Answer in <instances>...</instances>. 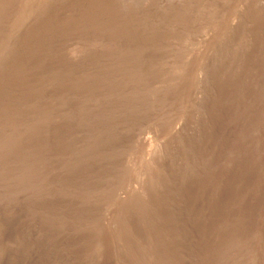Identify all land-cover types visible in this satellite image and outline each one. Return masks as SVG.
Instances as JSON below:
<instances>
[{
  "label": "rangeland",
  "instance_id": "obj_1",
  "mask_svg": "<svg viewBox=\"0 0 264 264\" xmlns=\"http://www.w3.org/2000/svg\"><path fill=\"white\" fill-rule=\"evenodd\" d=\"M25 2L10 0L7 3L11 9L8 8L7 14L20 12L22 6L31 18L19 41L15 39L16 57L12 52L2 58L10 69L3 83L8 88L17 89L13 95L20 102L26 101V107L33 104L35 98L37 103L41 100L52 104L55 101L52 105L60 112L49 129L47 127L44 134L41 133L42 136L33 137L29 149L16 152L18 159L23 161L20 167L23 171L30 169L24 158L27 161L38 158L45 178H41L33 191H18L11 205L0 203V264H218L224 252L226 262L219 264H264V151L258 147L264 139V12L261 15L255 13L258 11L256 3L264 5V0H29L32 10L25 9ZM31 24L42 26L33 38L28 31L34 26ZM130 34L132 40L126 36ZM10 35L13 33H6L4 38L9 40ZM65 35L71 37L67 42ZM47 39H51L55 46L52 52L42 48ZM93 41L100 43L96 50H99V59L107 71L104 77L100 74L94 77L97 73L92 62L83 65L77 61L81 60L79 53L95 50ZM112 49L118 53L117 59L121 58L117 60L119 63L113 60ZM140 50L142 61L138 70L133 74L125 73L120 79L124 82L130 76L133 87L124 91L111 89L105 96L100 88H95L94 93L90 90L91 95L84 88L89 81L96 83L97 78L102 77L105 81L114 78L119 68L117 64L135 65L134 57ZM203 64H212L210 75H206L208 72ZM51 69L58 72V76L52 77L49 85L42 87L41 91H31L36 89L33 81L37 75ZM84 70L86 74L82 73ZM174 70L180 75L170 81L169 75ZM75 72L77 76H74ZM250 72L259 78L255 82L256 91L252 89L254 76ZM55 82L59 83L55 86ZM198 82L217 86L214 90L217 93L202 105V100L196 97L199 96ZM28 86H31L30 92H24ZM169 87L175 94L166 95ZM234 89H238L242 98L239 95L231 102ZM159 92L162 95L153 99L156 106L152 110L143 108L137 115L128 106H120L125 96L143 105L145 99ZM60 95L68 96L62 102ZM104 103L108 106L105 107ZM191 103H200V115L207 114L210 108L211 116L217 117L212 118L215 125L205 126V129L190 127L188 109ZM82 106H87L88 111L81 110ZM252 107L261 109L260 130L255 129L252 122ZM119 108H124V112ZM62 110L66 111L65 116L59 114ZM32 115L24 114L21 120L31 123ZM66 116L68 121L64 118ZM65 121L69 124L68 129ZM233 124L239 129L234 135L231 134ZM174 129H179L180 137H175ZM211 141H215V145L207 143ZM216 143L219 144L216 146ZM150 163L162 172L147 169ZM8 171L10 176L15 172L12 166ZM3 194H0L1 199H4ZM162 202L164 209L161 208Z\"/></svg>",
  "mask_w": 264,
  "mask_h": 264
},
{
  "label": "bare ground",
  "instance_id": "obj_2",
  "mask_svg": "<svg viewBox=\"0 0 264 264\" xmlns=\"http://www.w3.org/2000/svg\"><path fill=\"white\" fill-rule=\"evenodd\" d=\"M12 1H15V0H12ZM28 1L29 0H26V2H25V9H31L32 10V7L30 6V3H28ZM59 1V0H58ZM130 1V0H129ZM133 1H135V0H133ZM3 2H5V4H6V6H4L5 4L3 3ZM8 2H10V0H0V55H3L2 57L0 56V85H2V88H1V90H0V191H2V192H4V196H3V198L4 199H1V197H0V203L2 204H4L5 206L6 205H8V204H10L11 205V201L13 200V198H14V196H15V194L18 192V191H21V192H23V193H26V192H29V191H33V190H35V188L37 187V183L41 180V178L42 177H44L45 176V173L43 172V171H40V168H39V164L41 163L40 161H38L37 159H36V157H32L30 160H28L27 161V159H25L24 158V160H25V164L27 163V164H29L30 165V169L29 170H27V171H23V170H21L20 169V167H22V165H23V161H20L18 158L19 157H17V154H16V152H19V151H22V150H25V149H29V147H30V145H31V143H33V141H34V139H33V137L34 136H36V135H41V133H43L44 134V132L46 131V128L50 125V123H52V122H55L56 120H57V114H58V112H60V110H58L57 108H55V107H53V103L55 102H53L52 104L50 103H48V102H44V101H39L38 103H37V101H38V99H33V104H31V105H29L28 107H26V105L24 104L25 102L24 101H19L20 99H17L16 97V95H13L14 93H16V90L17 89H15V88H8V87H6V86H4V84H6V83H3V81H4V78H5V75L7 74V75H9L8 73H7V70L9 71L10 69H8V67L9 66H7V64H5L4 63V61L2 60V58H4L6 55H8V53H14V55H15V57H16V45L17 44H15V39H17V41H19L18 39H19V37L21 36V34L24 32V30L26 29V28H24V27H26L27 26V23L30 21V15H27V14H29V13H27L28 11H25L24 12V10H23V7L21 6V5H19V7H20V12H14V13H9V14H7V12L9 11L8 10V6L9 5H7V3ZM248 2V1H247ZM17 3V2H16ZM18 3H20L21 4V2H18ZM60 3V2H59ZM109 3V2H108ZM132 3H134V2H132ZM137 3V2H136ZM135 3V4H136ZM250 4L249 5H253V4H251V2H249ZM255 3V2H254ZM9 4V3H8ZM13 4H14V2H13ZM12 4V5H13ZM42 4V3H41ZM114 4V3H113ZM123 4V3H122ZM134 4V5H135ZM18 5V4H17ZM43 5V4H42ZM46 5V4H45ZM44 5V7L43 8H45L46 6ZM61 5V4H60ZM120 5V4H119ZM137 5V4H136ZM11 6V5H10ZM24 6V5H23ZM34 6V5H33ZM256 6H257V10L258 11H255V13H257V14H259V15H261L260 13L261 12H264V5H263V3H260V2H257L256 3ZM48 7V6H47ZM57 7V6H56ZM67 7H68V5H67ZM250 6H248L247 8H249ZM38 8H39V6H38ZM41 8V7H40ZM253 8H254V6H253ZM256 8V7H255ZM254 8V9H255ZM10 9V8H9ZM61 9V8H60ZM88 9V8H87ZM133 9V8H132ZM11 10V9H10ZM22 10H23V12H22ZM37 10V9H36ZM48 10V9H47ZM65 10V9H64ZM73 10V9H72ZM180 10V9H179ZM35 11V10H34ZM60 11V10H59ZM62 11V10H61ZM245 11V10H244ZM30 12V11H29ZM45 12V11H44ZM53 12V11H52ZM121 12V11H120ZM184 12V11H183ZM31 13H33V12H31ZM40 13V12H39ZM47 13V12H46ZM61 13V12H60ZM82 13V12H81ZM242 13H244V12H242ZM254 13V14H255ZM12 14V15H11ZM79 14H80V12H79ZM109 14V13H108ZM240 14V13H239ZM238 14V15H239ZM257 14L255 15V16H257ZM11 15V16H10ZM67 15V14H66ZM246 15V14H245ZM81 16V15H80ZM119 16V15H118ZM126 16V15H125ZM129 16V15H128ZM182 16V15H181ZM241 15H239V17H240ZM243 16H241V18H242ZM250 16H248V18H249ZM253 17L254 16H252L251 18V20H253ZM53 18V17H52ZM47 19V18H46ZM63 19V18H62ZM257 19V18H256ZM261 19V18H260ZM42 20V19H41ZM48 20V19H47ZM52 20V19H51ZM54 20V19H53ZM68 20V19H67ZM126 20V19H125ZM250 20V19H249ZM69 21V20H68ZM72 21V20H71ZM74 21V20H73ZM135 21V20H134ZM239 21V20H238ZM48 22V21H47ZM50 22V21H49ZM54 21H52V23H53ZM82 22V21H81ZM244 22V21H243ZM36 23V22H35ZM42 23V22H41ZM58 23V22H57ZM79 23V22H78ZM140 23V22H139ZM245 23V22H244ZM43 24V23H42ZM45 24V23H44ZM43 24V25H44ZM60 24V23H59ZM70 24V23H69ZM141 24V23H140ZM178 24H180V23H178ZM30 25V24H29ZM31 25H34V24H31ZM54 25V24H53ZM84 25V24H83ZM150 25V24H149ZM243 25V24H242ZM71 26V25H70ZM74 26V25H73ZM135 26V25H134ZM247 26V25H246ZM77 27V26H76ZM185 27V26H184ZM251 27V26H250ZM257 27V26H256ZM42 28V26L41 25H38V24H36V25H34V26H32L31 28H30V30H28L29 32H31V37L33 38V37H35L36 35H38L39 34V32H40V29ZM52 28H54V27H52ZM69 28H71V27H69ZM160 28V27H159ZM62 29H64L63 27H62ZM82 29V28H81ZM109 29V28H108ZM138 29V28H137ZM256 29V28H255ZM11 30V31H10ZM27 30V29H26ZM86 30V29H85ZM107 30V29H106ZM10 31V32H9ZM62 31V30H61ZM82 31V30H81ZM258 31V30H257ZM85 32V31H84ZM125 32V31H124ZM171 32V31H170ZM180 32V31H179ZM246 32V31H245ZM6 33H13V35H10L9 36V40L8 39H6V38H4L5 36V34ZM66 33V32H65ZM72 33H74V32H72ZM77 33H78V30H77ZM219 33V32H218ZM61 34H64V33H61ZM66 34H68V33H66ZM125 34H127V33H125ZM257 34V33H256ZM86 35V34H85ZM131 35L132 34H130L129 36L128 35H126L127 37H129L131 40H132V37H131ZM134 35V34H133ZM168 35V34H167ZM170 35V34H169ZM172 35V34H171ZM83 36V35H82ZM108 36V35H107ZM116 36V35H115ZM159 36V35H158ZM262 36V35H261ZM15 37H17V38H15ZM28 37V36H27ZM56 37V36H55ZM199 37V36H198ZM50 38V37H49ZM57 38H59V37H57ZM69 38H71V37H69V35H65V37H64V40H66L65 42H67L68 41V39ZM79 38V37H78ZM83 37H81V39H82ZM85 39H88V38H86V37H84ZM114 38V37H113ZM180 38V37H179ZM121 39V38H120ZM170 39V38H169ZM22 40V39H21ZM41 40V39H40ZM56 40V39H55ZM91 40V39H90ZM93 40V39H92ZM129 40V39H128ZM167 40V39H166ZM175 40V39H174ZM262 40V39H261ZM44 41V40H43ZM78 41H79V39H78ZM22 42H24V39H23V41ZM41 42V41H40ZM116 42V41H115ZM160 42V41H159ZM163 42H165V41H163ZM241 42V41H240ZM250 42V41H249ZM26 43V42H25ZM44 43V42H43ZM87 43V42H86ZM91 43V42H90ZM112 43V42H111ZM131 43V42H130ZM162 43V42H161ZM211 43V42H210ZM215 43V42H214ZM31 44H32V42H31ZM42 44V43H41ZM84 44V43H83ZM100 44V43H99ZM97 42H95V41H93L92 42V46H94V48H95V50L94 51H91V52H89L88 53V51H87V53H79V54H81L80 55V58L79 59H81V60H77V61H79V62H81V63H83V65H84V63H86L87 65L89 64V63H91L92 65H93V68H96V70H95V74L97 73V75H95L94 77H96V76H98L99 74H100V76H103L104 74H105V72H107V71H105V67H104V63H102V60H100L99 58L101 57L99 54V50H96V47H98V45H99ZM108 44V43H107ZM186 44H188V43H186ZM258 44V43H257ZM259 44H261L260 42H259ZM258 44V45H259ZM19 45V44H18ZM21 45H22V43H21ZM30 45V44H29ZM29 45H28V47H29ZM36 45V44H35ZM55 45H57V44H55ZM82 45V44H81ZM113 45V44H112ZM162 45V44H161ZM164 45H166L165 43H164ZM252 45H254V44H252ZM107 46V45H106ZM114 46V45H113ZM112 46V47H113ZM133 46V45H132ZM160 46V45H159ZM189 46V45H188ZM221 46V45H220ZM256 46V45H255ZM254 46V47H255ZM37 47V46H36ZM54 45L52 44V41H51V39H47V42H45V45H44V47H42V48H45L44 50H50L51 49V51L50 52H52V49H54ZM103 47V46H102ZM115 47V46H114ZM113 47V48H114ZM129 47H131L130 45H129ZM164 47V46H163ZM171 47V46H170ZM217 47V46H216ZM264 46H262V48H263ZM35 48V47H34ZM39 48V47H38ZM116 48V47H115ZM118 48H120V47H118ZM136 48H138L137 46H136ZM140 48V47H139ZM145 48V47H144ZM152 48V47H151ZM161 48V47H160ZM167 48V47H166ZM21 49V48H20ZM77 49V48H76ZM107 49H109V48H107ZM142 49V48H141ZM162 49V48H161ZM164 49V48H163ZM221 49V48H220ZM219 49V50H220ZM250 49V48H249ZM33 50V49H32ZM55 50V49H54ZM53 50V51H54ZM72 50H74V49H72ZM111 50V49H110ZM143 50V49H142ZM150 50V49H149ZM219 50H218V52H219ZM254 50V49H253ZM40 51H41V48L38 50V52H39V54H40ZM76 51V50H75ZM77 51H78V49H77ZM115 49H112V58H113V60H115L116 62H117V60L118 59H120L121 60V58H118L117 59V54L115 53ZM139 51V50H138ZM136 52V55H135V65H133L132 67H128L129 65H126V63L124 64V65H122V64H117V63H119L120 62V60H119V62H117L116 64H117V67H119L117 70H116V76L114 77V78H111V80H109V81H105V80H103L102 79V77L101 78H97L98 80H95L96 81V83H94V82H92V81H89V82H91L92 84H90L89 82H88V85H86L84 88L86 89V90H88L89 92V94H90V90L91 91H93V90H95V88H100V91L102 92V94L105 96L106 94H108V92H110L111 91V89H112V91H113V89H122L123 91L124 90H126V89H130L131 88V86H132V83H131V78H130V80H129V77H128V80L127 81H124L123 82V80L122 81H120V79L121 78H123V76H124V74L125 73H132L133 74V72H135V70H138V64H139V62L140 61H142V59H141V56H142V52H141V50H140V52ZM150 51H153V50H150ZM155 51V50H154ZM159 51V50H158ZM157 51V52H158ZM170 51V50H169ZM227 51V50H226ZM252 51V50H251ZM56 52H57V50H56ZM56 52H55V54H56ZM81 52V51H80ZM105 52H106V50H105ZM162 52H163V50H162ZM217 52V53H218ZM12 53V54H13ZM18 53V52H17ZM29 53V52H28ZM42 53V52H41ZM45 53V52H44ZM63 53H66V52H63ZM75 53V52H74ZM103 53V52H102ZM101 53V54H102ZM165 53V52H164ZM168 53V52H167ZM48 54V53H47ZM50 54V53H49ZM54 54V53H53ZM54 54V55H55ZM59 54H61V53H59ZM107 54V53H106ZM121 54H122V52H121ZM169 54V53H168ZM220 54V53H219ZM238 54V53H237ZM252 54V53H251ZM254 54V53H253ZM18 55V54H17ZM50 55H52V54H50ZM53 55V56H54ZM70 55V54H69ZM178 55V54H177ZM216 55V54H215ZM214 55V56H215ZM221 55V54H220ZM25 56V55H24ZM31 56V55H30ZM46 56V55H45ZM57 56H58V54H57ZM64 56H66V55H64ZM128 56V55H127ZM171 56H173V55H171ZM179 56V55H178ZM209 56V55H208ZM217 56V55H216ZM219 56V55H218ZM237 56H239V55H237ZM38 57V56H37ZM48 57V56H47ZM51 57V56H50ZM67 57V56H66ZM78 57V56H77ZM103 57V56H102ZM106 57H107V55H106ZM181 57V56H180ZM7 58V57H6ZM22 58V57H21ZM29 58V57H28ZM40 58V57H39ZM45 58V57H44ZM68 58V57H67ZM97 58H98V60H97ZM211 58V57H210ZM225 58V57H224ZM5 59V58H4ZM33 59V58H32ZM78 59V58H77ZM103 59H105V58H103ZM123 59V58H122ZM214 59H215V57H214ZM220 59V58H219ZM227 59V58H226ZM235 59V58H234ZM9 60V59H8ZM14 61H15V59H13ZM23 60H25V59H23ZM27 60V59H26ZM67 60V59H66ZM95 60H97V61H95ZM107 60V59H106ZM203 60H205V59H203ZM19 61V60H18ZM21 61H22V59H21ZM29 61V60H28ZM27 61V62H28ZM57 61V60H56ZM105 61V60H104ZM122 61H124V60H122ZM128 61V60H127ZM209 61V60H208ZM252 61V60H251ZM263 61V60H262ZM30 62V61H29ZM133 62V61H132ZM219 62H221V61H219ZM240 62V61H239ZM238 62V63H239ZM8 63V62H7ZM21 63V62H20ZM36 63V62H35ZM57 63H59V62H57ZM73 63V62H72ZM77 63V62H76ZM106 63V62H105ZM113 63H115V62H113ZM112 63V64H113ZM128 63V62H127ZM183 63V62H182ZM198 63V62H197ZM201 63V62H200ZM209 63V62H208ZM211 63V62H210ZM214 64H215V62H213ZM22 64V63H21ZM26 64V63H25ZM48 64V63H47ZM64 64V63H63ZM62 64V65H63ZM131 64V63H130ZM133 64V63H132ZM221 64V63H220ZM250 64V63H249ZM20 65V64H19ZM61 65V64H60ZM59 64H58V66H60ZM90 65V64H89ZM199 65V64H198ZM204 65V64H203ZM218 65V64H217ZM224 65V64H223ZM21 66H23V65H21ZM54 66H56V63L54 64ZM66 66H69L68 64L66 65ZM109 66H110V64H109ZM124 66H126L127 67V69H124ZM146 66H148L147 64H146ZM225 66V65H224ZM247 66V65H246ZM61 67H63V66H61ZM76 67V66H75ZM87 67V66H86ZM91 67V66H90ZM112 67V66H111ZM115 67V66H114ZM154 67H156V66H154ZM166 67V66H165ZM164 66H163V68H165ZM182 66L180 65V68H181ZM204 67H206L205 68V71L207 70V74L206 75H210V73H212V71H210L209 70V67H212V64H208V65H204ZM217 67V66H216ZM241 67V66H240ZM244 67V66H243ZM18 68V67H17ZM33 69H34V67H32ZM45 68V67H44ZM65 68V67H64ZM69 68V67H68ZM149 68V67H148ZM199 68L201 69V71H202V68H201V65L199 66ZM48 69V68H47ZM87 69V68H86ZM108 69V68H107ZM157 69V68H156ZM174 69H176V68H174ZM177 69H179V68H177ZM182 69V68H181ZM217 69V68H216ZM220 69V68H219ZM62 70H64L63 68H62ZM73 70H75V69H73ZM76 70H78V69H76ZM89 70V69H88ZM109 70V69H108ZM127 70H129V71H127ZM163 70V69H162ZM168 70V69H167ZM215 70V69H214ZM218 70V69H217ZM18 71V70H17ZM24 71V70H23ZM57 71H58V69H57ZM66 71V70H65ZM69 71V70H68ZM94 71V70H93ZM143 71V70H142ZM154 71V70H153ZM156 71V70H155ZM164 71V70H163ZM186 71V70H185ZM252 71H254V69L252 70ZM11 72V71H10ZM35 72V71H34ZM53 72V73H52ZM61 72V71H60ZM82 72V71H81ZM85 72V70L82 72V73H84ZM115 72V71H114ZM151 72V71H150ZM157 72V71H156ZM162 72V71H161ZM165 72V71H164ZM167 72H169V71H167ZM195 72V71H194ZM204 72V71H203ZM58 73V72H57ZM56 73V71L55 70H53V69H51V71L50 70H45L44 72H42V73H40L39 75H37V74H34L35 76L37 75L38 77H36V80H34L33 81V84H34V86L36 87V89H34V88H32L31 89V91L32 90H36V91H41V88L42 87H44V86H47V85H49V83H50V81H51V78L52 77H55L56 78V76H58V74ZM66 73V72H65ZM64 73V76L66 75ZM69 73H70V71H69ZM76 73L77 72H75V75L74 76H77L76 75ZM80 73V72H79ZM81 73V74H82ZM86 73H87V71H86ZM86 73H84V74H86ZM139 73V72H138ZM179 73V71L178 70H174V71H172L171 73H170V77L168 78L170 81L171 80H173L172 78H174L177 74ZM192 73V72H191ZM71 74V73H70ZM78 74V73H77ZM94 74V73H93ZM132 74H131V76H132ZM153 75L155 74V73H152ZM224 75H226L225 74V72L223 73ZM243 74V73H242ZM250 74L252 75V76H254V77H252L253 78V80H254V84H253V87H252V89H253V91H256L255 89H256V87H255V82H257L258 81V76L257 75H254V74H252L251 72H250ZM12 75V74H11ZM10 75V76H11ZM32 75V74H31ZM60 75H62V74H60ZM146 75H148V74H146ZM178 75H180V74H178ZM205 75V76H206ZM216 75V74H215ZM223 75V76H224ZM248 75V74H247ZM14 76V75H13ZM12 76V77H13ZM68 76V75H67ZM93 76V75H92ZM137 76V75H136ZM135 76V78H137ZM200 76H202V75H200ZM200 76H199V78H200ZM204 76V77H205ZM9 77V76H8ZM19 77V76H18ZM34 77V76H33ZM69 77H71V75L69 76ZM104 77V76H103ZM120 77V78H119ZM160 77V76H159ZM177 77V76H176ZM19 78H22V77H19ZM76 78V77H75ZM82 78V77H81ZM86 78H87V76H86ZM119 78V79H118ZM134 78V79H135ZM148 78V77H147ZM197 78H198V75H197ZM212 78V77H211ZM230 78H233V77H229V79ZM258 78V79H257ZM24 79V78H23ZM72 79H73V77H72ZM78 79V78H77ZM126 79H127V77H126ZM176 79V78H175ZM174 79V80H175ZM215 79V78H214ZM221 79H223L222 77H221ZM225 79V78H224ZM228 79V78H227ZM243 79V78H242ZM256 79H257V81H256ZM25 80V79H24ZM29 80H30V78H29ZM55 80V79H54ZM76 80V79H75ZM75 80H73V81H75ZM78 80H80V78L78 79ZM143 80V79H142ZM151 80H152V78H151ZM181 80V79H180ZM189 80V79H188ZM200 80H201V78H200ZM219 80V79H218ZM226 80V79H225ZM65 81V80H64ZM72 81V80H71ZM77 81V80H76ZM133 81V80H132ZM150 81V80H149ZM169 81V82H170ZM177 81V80H176ZM193 81V80H192ZM224 81V80H223ZM235 81V80H234ZM57 82V81H56ZM55 82V86H56V84H58V83H56ZM60 82H61V80H60ZM67 82H68V80H67ZM81 82V81H80ZM80 82H78V83H80ZM83 82V81H82ZM153 82H155V81H153ZM229 82V81H228ZM62 84H63V82H61ZM70 83V82H69ZM85 83V82H84ZM87 83V82H86ZM94 83V84H93ZM145 83H148V82H145ZM145 83H143V84H145ZM166 83V82H165ZM199 84H197V88H196V90H198L199 91V96L197 95L196 97H197V99L198 100H202V103H201V105L202 104H204V101H206L207 99H209L208 97H212V94L214 93V90L216 89V87L217 86H215V85H213V84H210V83H208V84H203L202 85V82H198ZM219 83V82H218ZM20 84V83H19ZM71 84V83H70ZM152 84V83H151ZM151 84H149V86L151 85ZM154 84V83H153ZM153 84H152V86H153ZM156 84V83H155ZM175 84V83H174ZM193 84V83H192ZM195 84H196V82H195ZM238 84H240V83H237V85ZM259 84V83H258ZM21 85V84H20ZM68 85V84H67ZM66 85V86H67ZM71 85H73V84H71ZM71 85H69V87L71 86ZM77 85V84H76ZM85 85V84H84ZM84 85H82V86H84ZM165 85V84H164ZM168 85V84H167ZM242 85V84H241ZM13 86V85H12ZM53 86V85H52ZM52 86L51 87H49V88H52ZM62 86H64V85H62ZM77 86H80V85H77ZM136 86V85H135ZM146 86H147V84H146ZM185 86V85H184ZM204 86V87H203ZM225 86V85H224ZM231 86V85H230ZM234 86H236V85H234ZM240 86V85H239ZM22 87V86H21ZM68 87V88H69ZM74 87H75V85H74ZM133 87V86H132ZM175 87V86H174ZM18 88H20L19 87V85H18ZM30 88H31V86H28L25 90L23 89V88H21V89H23L24 90V92H27V91H29L30 90ZM58 88V87H57ZM57 88H55L54 87V89H57ZM76 88V87H75ZM136 88V87H135ZM140 88V87H139ZM202 88L204 89V90H202ZM223 88V87H222ZM237 88V87H236ZM20 89V90H21ZM44 89V88H43ZM134 89V88H133ZM169 89V90H168ZM166 91H165V93H166V95H171V94H173V92H174V89L172 88V89H170V87L168 88ZM183 89V88H182ZM240 89V88H239ZM47 89H45V91H46ZM64 90V89H63ZM76 90H77V88H76ZM76 90H74V91H76ZM85 90V91H86ZM121 90V91H122ZM138 90V89H137ZM192 90V89H191ZM193 90H195V89H193ZM80 91V90H79ZM82 91V90H81ZM84 91V92H85ZM122 91V93L124 94V92ZM223 91V90H222ZM221 91V92H222ZM252 91V90H251ZM30 92V91H29ZM50 92V91H49ZM48 92V93H49ZM95 91H93L92 93H94ZM100 92V93H101ZM128 92V91H127ZM141 92V91H140ZM142 92H143V90H142ZM141 92V93H142ZM148 92V91H147ZM220 92V91H219ZM231 92V91H230ZM57 93V92H56ZM87 93V92H86ZM118 93H120L119 91H118ZM129 93V92H128ZM141 93H139V94H141ZM149 93V92H148ZM153 93V92H152ZM151 93V94H152ZM215 93H217V92H215ZM214 93V94H215ZM60 94H62V93H60ZM73 94V93H72ZM77 95H78V93H76ZM75 94V95H76ZM84 94V93H83ZM138 94V93H137ZM143 94V93H142ZM147 94V93H146ZM150 94V95H151ZM160 92L159 93H156V94H153L151 97H147L148 99L146 100L145 99V103L142 105L141 103L140 104H136L135 103V101L134 102H132V100L128 97H126L125 96V100H122V103H120L121 105L120 106H128L127 108L128 109H130L131 108V112L133 113V114H137L138 115V113H140L141 111H142V109L143 108H147V109H151L152 110V108L153 107H155L156 105H155V100H153V99H155V97H159L160 96ZM174 94H175V92H174ZM180 94V93H179ZM197 94V93H196ZM218 94H220V93H218ZM231 94V93H230ZM31 95V94H30ZM49 95V94H48ZM79 95H81L80 94V92H79ZM91 95V94H90ZM93 95V94H92ZM162 95V94H161ZM178 95V94H177ZM195 95V94H194ZM239 95H241L240 94V92L238 91V89H234L233 90V93H232V96H231V102H233V101H235V99L236 98H238L239 97ZM16 96V97H15ZM38 96V95H37ZM52 96V95H51ZM67 96L68 95H65V96H63V95H60V97H59V100L60 101H65L66 100V98H67ZM81 96H83V95H81ZM85 96V95H84ZM128 96H130V95H128ZM179 96V95H178ZM215 97H216V95H214ZM220 96V95H219ZM44 97H46V96H43V98ZM70 97V96H69ZM89 97V96H88ZM122 97V96H121ZM137 97V96H136ZM141 97H142V95H141ZM161 97V96H160ZM223 97H224V95H223ZM241 98H242V95L240 96ZM255 97V96H254ZM21 98V97H20ZM23 98H25V97H23ZM50 98V97H49ZM55 98V97H54ZM53 98V99H54ZM78 98V97H77ZM90 98V97H89ZM140 98V97H139ZM152 98V99H151ZM165 98V97H164ZM218 98V97H217ZM219 98H221V97H219ZM229 98V97H228ZM27 99V98H26ZM26 99H23V100H26ZM51 99V98H50ZM76 99V98H75ZM79 99H80V97H79ZM83 99H85V97L83 98ZM95 99V98H94ZM113 99V98H112ZM122 99V98H121ZM121 99H120V101H121ZM134 99V98H133ZM159 98H157V100H158ZM192 99V98H191ZM204 99V100H203ZM251 99H253V98H251ZM262 99V98H261ZM22 100V99H21ZM45 100V99H44ZM55 100H56V98H55ZM58 100V99H57ZM82 100V99H81ZM86 100V99H85ZM91 100V99H90ZM108 100V99H107ZM110 100V99H109ZM150 100H152V101H150ZM156 100V101H157ZM197 100V101H198ZM220 100V99H219ZM224 100V99H223ZM239 100V99H238ZM257 100V99H256ZM77 101V100H76ZM79 101V100H78ZM115 101V100H114ZM181 101V100H180ZM218 101V100H217ZM80 102V101H79ZM82 102V101H81ZM88 102V101H87ZM142 102H143V100H142ZM222 102V101H221ZM93 103V102H92ZM91 103V104H92ZM119 102L117 101V104H118ZM153 103V104H152ZM263 103V102H262ZM30 104V103H29ZM66 104V103H65ZM65 104H63V105H65ZM68 104V103H67ZM86 104H89V103H86ZM100 104V103H99ZM104 104H106V103H104ZM177 104V103H176ZM181 104V103H180ZM179 104V105H180ZM231 104V103H230ZM264 104V103H263ZM75 105V104H74ZM93 105V104H92ZM141 105H142V107H141ZM227 105V104H226ZM225 105V106H226ZM238 105V104H237ZM89 106V105H88ZM103 106V105H102ZM108 105L106 104V106L105 107H107ZM114 106H116V105H114ZM113 106V107H114ZM187 106H188V104H187ZM186 106V107H187ZM210 106V105H209ZM212 106H214V105H212ZM212 106H211V109H212ZM220 106V105H219ZM60 107H62V106H60ZM65 107H67V106H65ZM97 106H95V108H96ZM224 107V106H223ZM250 107V106H249ZM76 108V107H75ZM87 108V106H85V108L82 106L81 107V110H87L86 109ZM90 109H91V107H89ZM103 108V107H102ZM111 108H112V106H111ZM225 108V107H224ZM65 109V108H64ZM69 109V108H68ZM110 109V108H109ZM119 109H121V108H119ZM252 109V112L250 113V116H251V119L253 120L252 122H253V124H254V126H255V129H259L260 130V126H261V122H260V120H261V109H259V108H256V107H252L251 108ZM263 109V108H262ZM96 110H97V108H96ZM122 110H124V108L123 109H121L120 111H122ZM224 110V109H223ZM88 111V110H87ZM119 111V110H118ZM119 111V112H120ZM207 114H201L200 115V103H191L190 104V106H189V109H188V112H189V125H190V127H197L198 126V128H202V129H205V126H209V128L214 124V119H212V118H215V119H217V117L216 116H211V111H210V108H208L207 109ZM28 112V113H27ZM64 112H66L65 110H62L61 111V113H59L60 115H62V116H65L64 115ZM94 112H95V109H94ZM106 112V111H105ZM122 112H124V111H122ZM29 114V116H30V114H33L32 115V118H33V121L31 122V123H27L26 121H24L23 122V120H21V118L22 117H24L23 115L24 114ZM54 113H56V114H54ZM98 113V112H97ZM92 114V113H91ZM110 114H112V113H110ZM117 114H118V112H117ZM128 114V113H127ZM215 114H217V112L215 113ZM223 114V113H222ZM78 115V114H77ZM104 115V114H103ZM125 115V114H124ZM263 115V114H262ZM27 116V115H26ZM106 116V115H105ZM110 116V115H109ZM119 116V115H118ZM31 117V116H30ZM82 117V116H81ZM97 117V116H96ZM99 117V116H98ZM101 117V116H100ZM111 117V116H110ZM110 117H107L108 119L110 118ZM144 117V116H143ZM220 117H221V115H220ZM219 117V118H220ZM65 118V120H67L68 119V117L66 116V117H64ZM106 118V117H105ZM114 119H116L117 118V116H114L113 117ZM133 118H135V117H133ZM221 118H224V117H221ZM96 119V118H95ZM94 119V120H95ZM107 119V120H108ZM106 120V119H105ZM110 120V119H109ZM68 121V120H67ZM75 121V120H74ZM101 121H102V119H101ZM175 121V120H174ZM182 121V120H181ZM98 122V121H97ZM99 122H100V120H99ZM107 122V121H106ZM210 122V123H209ZM263 122V121H262ZM103 123V122H102ZM179 123H181V122H179ZM256 123H257V125H256ZM131 124V123H130ZM238 124V123H237ZM234 125L233 124V128L232 127H230V128H232L231 129V134H236V133H238L239 132V129H238V125ZM260 124V125H259ZM64 125V124H63ZM215 125V124H214ZM154 126V125H153ZM213 127V126H212ZM65 128L66 129H68L69 128V124L67 123L66 124V121H65ZM181 128V127H180ZM47 129H49V127L47 128ZM176 132H174V134H175V137H176V135H179V137H180V133H179V131L177 132V130H179V129H174ZM183 130V129H182ZM252 130V129H251ZM49 131V130H48ZM198 131V130H197ZM107 132V131H106ZM105 132V133H106ZM171 132V131H170ZM201 131H199V133H200ZM211 132V131H210ZM259 132V131H258ZM169 133V132H168ZM173 133V132H172ZM257 133V132H256ZM187 134V133H186ZM206 134V133H205ZM48 135V134H47ZM50 135V134H49ZM53 135H54V133H53ZM52 135V136H53ZM203 135V134H202ZM42 136V135H41ZM115 136V135H114ZM186 136V135H185ZM189 136V135H188ZM187 136V137H188ZM44 137V136H43ZM42 137V138H43ZM174 137V136H173ZM202 137V136H201ZM206 137V136H205ZM210 137V136H209ZM222 137V136H221ZM39 138V137H38ZM41 138V139H42ZM57 138V137H56ZM191 138V137H190ZM200 138V137H199ZM217 138V137H216ZM48 139V138H47ZM198 139V138H197ZM40 140V139H39ZM62 140H64V139H62ZM68 140V139H67ZM117 140V139H116ZM196 140V139H195ZM200 140H203V139H200ZM206 140H207V138H206ZM41 141V140H40ZM51 141V140H50ZM50 141H48V142H50ZM174 141V140H173ZM218 141V140H217ZM54 142V141H53ZM56 142V141H55ZM60 142V141H59ZM105 142V141H104ZM204 142V141H203ZM39 143V142H38ZM69 143V142H68ZM168 143V142H167ZM173 143V142H172ZM201 143V142H200ZM207 143H211V145L213 144V145H215V141H211V142H207ZM42 144H44L43 142H42ZM67 144V143H66ZM70 144H72V142L70 143ZM179 144V143H178ZM184 144V143H183ZM193 144V143H192ZM195 144V143H194ZM196 144H198V140H196ZM219 143H216V146L218 145ZM33 145V144H32ZM31 145V146H32ZM36 144L34 143V146H35ZM49 145V144H48ZM69 145V144H68ZM86 145V144H85ZM93 145V144H92ZM120 145V144H119ZM189 145V144H188ZM205 145H207V144H205ZM210 145V146H211ZM40 146V145H39ZM49 146H52V145H49ZM59 146V145H58ZM83 146V145H82ZM149 146V145H148ZM88 148L87 149H89V146H87ZM100 147V146H99ZM102 147V146H101ZM174 147V146H173ZM258 147L259 148H262V149H260L261 151H264V139L263 140H261V143L258 145ZM35 148V147H34ZM39 148H41V147H39ZM60 148V147H59ZM96 148V147H95ZM169 148V147H168ZM208 148V147H207ZM215 148V147H214ZM36 149V148H35ZM45 149V148H44ZM103 149H104V147H103ZM110 149V148H109ZM151 149V148H150ZM171 149V148H170ZM174 149V148H173ZM197 149H201V148H197ZM210 149V148H209ZM212 149V148H211ZM76 150V149H75ZM84 150H86V148H84ZM106 150V149H105ZM153 150V149H152ZM155 150V149H154ZM208 150V149H207ZM52 151V150H51ZM97 151H98V149H97ZM107 151V153H108V149L106 150ZM179 151V150H178ZM190 151V150H189ZM205 151V150H204ZM217 151V150H216ZM61 152V151H60ZM86 152V151H85ZM96 152V151H95ZM153 152V151H152ZM183 152L184 151H182V157H183ZM34 153V152H33ZM104 153H106V152H104ZM147 153H149V152H147ZM151 153V152H150ZM171 153V152H170ZM184 153H186L187 154V152H186V150H185V152ZM194 153V152H193ZM29 154H30V152H29ZM35 154H36V151H35ZM217 154V153H216ZM66 155V154H65ZM89 155V154H88ZM180 155V156H181ZM200 155V154H199ZM240 155V154H239ZM20 156V155H19ZM21 156H22V154H21ZM25 156V155H24ZM51 156V155H50ZM78 156V155H77ZM80 156V155H79ZM86 156V155H85ZM150 156V155H149ZM161 156V155H160ZM165 156V155H164ZM171 156V155H170ZM26 157V156H25ZM81 157V156H80ZM104 157H105V155H104ZM150 157H152V156H150ZM172 157V156H171ZM195 157V156H194ZM197 157V156H196ZM200 158H201V156H199ZM206 157V156H205ZM205 157H203V158H205ZM28 158V157H27ZM45 158V157H44ZM86 158V157H85ZM84 158V159H85ZM89 158V157H88ZM87 158V159H88ZM97 158V157H96ZM99 158H100V155H99ZM117 158V157H116ZM162 158V157H161ZM169 158V157H168ZM184 158V157H183ZM187 158V157H186ZM207 158V157H206ZM41 159V158H40ZM39 159V160H40ZM47 159H49V158H47ZM102 159H103V157H102ZM175 159V158H174ZM180 159H182V158H180ZM218 159V158H217ZM44 160H46V159H44ZM61 160V159H60ZM64 160V159H63ZM62 160V161H63ZM100 160V159H99ZM147 160V159H146ZM160 160V159H159ZM158 160V161H159ZM177 160V159H176ZM175 160V161H176ZM197 161H198V159H196ZM195 160V161H196ZM47 161V160H46ZM57 161V160H56ZM149 161V160H148ZM147 161V162H148ZM190 161V160H189ZM94 162V161H93ZM96 162V161H95ZM169 162V161H168ZM183 162H184V160H183ZM191 162V161H190ZM217 162V161H216ZM42 163H44V162H42ZM50 163V162H49ZM97 163V162H96ZM201 163V162H200ZM209 163V162H208ZM10 164V165H9ZM103 164V163H102ZM105 164V163H104ZM145 164V163H144ZM147 164V163H146ZM170 164V163H169ZM172 164V163H171ZM204 164H205V162H204ZM204 164H203V166H204ZM28 165V166H29ZM195 165V164H194ZM202 165V164H201ZM8 166H10V167H8ZM11 166L14 168V173L13 174H11V176L9 175V171H8V168H11ZM171 166H173V165H171ZM182 166V165H181ZM217 166V165H216ZM54 167V166H53ZM165 167H166V165H165ZM180 167V166H179ZM189 166H187V168H188ZM194 167V166H193ZM204 167H207V166H204ZM213 167V166H212ZM67 168H68V166H67ZM142 168V167H141ZM149 168H152V169H158V171H159V168L156 166V165H153L152 163H150V164H148L147 165V169H149ZM190 168V167H189ZM215 168V167H214ZM20 169V170H19ZM146 169V168H145ZM167 169H168V167H167ZM177 169V168H176ZM191 169V168H190ZM201 168H199V170H200ZM42 170V169H41ZM150 170V169H149ZM161 170V169H160ZM179 170V169H178ZM185 170V169H184ZM203 170H204V168H203ZM206 170V169H205ZM45 171V170H44ZM48 171V170H47ZM87 171V170H86ZM92 171V170H91ZM191 171V170H190ZM189 171V172H190ZM78 172V171H77ZM159 172H162V171H159ZM47 173V172H46ZM87 173H88V171H87ZM87 173H85V174H87ZM92 173V172H91ZM136 173V172H135ZM146 173H148V172H146ZM153 173V172H152ZM158 173V172H157ZM166 173V172H165ZM184 173H187V172H184ZM150 174V173H149ZM154 175H155V171H154V173H153ZM247 174V173H246ZM80 175V174H79ZM147 175V174H146ZM154 175H152V176H154ZM161 175H162V173H161ZM165 175V174H164ZM170 175V174H169ZM169 175H167V178L169 177ZM185 175H187V174H185ZM207 175H209V174H207ZM150 176V175H149ZM160 176V175H159ZM166 176V175H165ZM178 176V175H177ZM180 176V175H179ZM97 177V176H96ZM143 177V176H142ZM45 178V177H44ZM107 179V178H106ZM118 179V178H117ZM149 179H151V178H149ZM149 179H148V181H149ZM158 180H159V178H157ZM157 179H155V180H157ZM161 179H162V177H161ZM164 179V178H163ZM166 179V178H165ZM164 179V180H165ZM174 179V178H173ZM152 180V179H151ZM154 180V181H155ZM186 180H188V179H186ZM161 181V183H163L162 182V180H160ZM168 181V180H167ZM190 181V180H189ZM171 182V181H170ZM224 182V181H223ZM150 183H153V182H150ZM171 183H173V182H171ZM56 184H58V183H56ZM60 184V183H59ZM166 184V182L164 183V185ZM212 184V183H211ZM39 185V184H38ZM74 185H75V183H74ZM171 185V184H170ZM68 186V185H67ZM73 186V185H72ZM141 186V185H140ZM172 186V185H171ZM181 186H183V185H181ZM196 186H198V184L196 185ZM207 186H209V185H207ZM142 187V186H141ZM162 187V186H161ZM56 188V187H55ZM102 188V187H101ZM165 188V187H164ZM169 188V187H168ZM171 188V187H170ZM191 188V187H190ZM146 189V188H145ZM182 189V188H181ZM195 189V188H194ZM207 189H209V188H207ZM162 190V189H161ZM216 190V189H215ZM189 191H190V189H189ZM196 191V190H195ZM213 191H214V189H213ZM2 192L0 193V194H2ZM143 192V191H142ZM145 192V191H144ZM168 192V191H167ZM206 192V191H205ZM204 192V193H205ZM216 192V191H215ZM142 194V193H141ZM167 194V193H166ZM213 194V193H212ZM215 194V193H214ZM61 195V194H60ZM145 195V194H144ZM87 196V195H86ZM141 196V195H140ZM154 196V195H153ZM168 196V195H167ZM175 196V195H174ZM208 196V195H207ZM131 197V196H130ZM132 197H134V196H132ZM170 197V196H169ZM185 197V196H184ZM16 198V197H15ZM139 198V197H138ZM141 198V197H140ZM155 198V197H154ZM165 199V198H164ZM91 200H92V198H91ZM132 200H134V199H132ZM148 200H149V198H148ZM160 200V199H159ZM16 201V200H15ZM143 201V200H142ZM190 201V200H189ZM205 201V200H204ZM130 202V201H129ZM182 203V202H181ZM162 204H163V202H162ZM9 205V206H10ZM142 205V204H141ZM13 206V205H12ZM132 206V205H131ZM137 207V206H136ZM146 207H148V206H146ZM84 208V207H83ZM138 208V207H137ZM161 208L162 209H164L165 208V205L163 204V205H161ZM35 209V208H34ZM101 209V208H100ZM131 209V208H130ZM135 210V209H134ZM145 210V209H144ZM165 210H167V209H165ZM8 211V210H7ZM35 211V210H34ZM131 211V210H130ZM129 212V211H128ZM161 212V211H160ZM136 213V212H135ZM170 213V212H169ZM139 214V213H138ZM137 214V215H138ZM162 215V214H161ZM168 216V215H167ZM174 216V215H173ZM124 217V216H123ZM138 217V216H137ZM164 217V216H163ZM170 217V216H169ZM133 218V217H132ZM139 218V217H138ZM171 219V218H170ZM139 220V219H138ZM164 220V219H163ZM166 220V219H165ZM236 220V219H235ZM163 224V223H162ZM242 226V225H241ZM235 233V232H234ZM146 235V234H145ZM134 236V235H133ZM151 237V236H150ZM177 238V237H176ZM126 240H128V239H126ZM131 240V239H130ZM157 240V239H156ZM1 242V241H0ZM212 242V241H211ZM241 242V241H240ZM155 243V242H154ZM143 246V245H142ZM136 247V246H135ZM212 248V247H211ZM213 249V248H212ZM127 250V249H126ZM167 250V249H166ZM169 250H170V248H169ZM215 250H216V248H215ZM219 250H221V249H219ZM225 250H223V252H224ZM241 253V252H240ZM220 262H217L218 264L219 263H221V262H223V261H225V252L223 253V255H221V257H220V260H219ZM226 262V261H225Z\"/></svg>",
  "mask_w": 264,
  "mask_h": 264
}]
</instances>
